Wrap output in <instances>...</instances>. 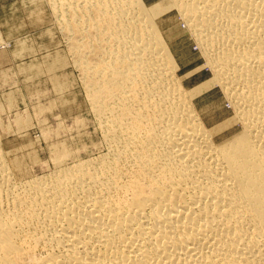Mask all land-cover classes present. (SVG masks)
Instances as JSON below:
<instances>
[{
    "label": "bare ground",
    "instance_id": "6f19581e",
    "mask_svg": "<svg viewBox=\"0 0 264 264\" xmlns=\"http://www.w3.org/2000/svg\"><path fill=\"white\" fill-rule=\"evenodd\" d=\"M168 2L200 41L240 128L220 141L199 135L141 0L61 1L60 29L74 40L67 46L106 150L79 158L51 143L53 167L21 177L0 137V264H264V0ZM43 70L56 71L52 57L21 72ZM16 123L17 139L32 144L28 120Z\"/></svg>",
    "mask_w": 264,
    "mask_h": 264
},
{
    "label": "snow or ice",
    "instance_id": "6c2138e0",
    "mask_svg": "<svg viewBox=\"0 0 264 264\" xmlns=\"http://www.w3.org/2000/svg\"><path fill=\"white\" fill-rule=\"evenodd\" d=\"M50 7L48 0H25L26 14L23 17L10 19L6 25L0 17V36L4 41L3 49L0 50V71H3L6 77H11L18 63L28 64L32 52L37 53V60L43 52H47L55 60L56 76L50 80L49 74L44 72L37 83L36 73L28 76L26 71L23 73L17 71L16 80L20 84V90L25 101L32 96L34 102V96L43 93L45 89L51 94L55 84V88L63 93L62 101L58 105L61 112L59 123L64 125L66 121L73 126L74 131L79 129L87 143L92 126L87 123V120L79 119L85 115V111L74 99L76 95L74 85L79 84L78 69L72 64V57L66 51L62 30L56 28L51 21ZM91 7H95V4L93 3ZM166 7H172V11H164ZM141 8L156 25V29L164 37L165 42L169 44L171 56L166 63H169L171 71L175 72L176 79L173 83L180 87L181 95L194 108L201 128L199 135L202 138L210 137L217 141L229 139L238 128L236 121L230 118L231 110H226L219 82L210 78L211 73L205 66L200 51L194 50L191 42L181 48L169 40L170 36L187 31L180 28L178 21L174 19L175 6L170 5L168 0H141ZM13 49L17 57H23L22 61L13 59ZM261 55L264 56V46L261 48ZM13 88L15 90V85ZM16 100L19 102V95ZM18 144V147L11 145L7 147L16 155L21 177L25 174H36L46 164H51L47 153H41L35 141L29 144L27 140H21Z\"/></svg>",
    "mask_w": 264,
    "mask_h": 264
},
{
    "label": "rangeland",
    "instance_id": "374dc122",
    "mask_svg": "<svg viewBox=\"0 0 264 264\" xmlns=\"http://www.w3.org/2000/svg\"><path fill=\"white\" fill-rule=\"evenodd\" d=\"M52 1H54V0H52ZM61 1L63 2V0H59L60 3L58 2V0H55V2H51L50 0H48L49 4L51 6L50 7L51 21H52V23L55 24L56 28H58V29H60V27L62 25L64 27L65 23H63V21L65 20V17H66V15L62 14V12H61L62 10H60L61 7H63L62 4H61ZM168 1H170V0H168ZM24 2H25V0H0V17L3 18V21H4L5 25L7 24V22L10 19H13V20L14 19H18V18L23 17L26 14V9L24 8ZM55 3H57V5ZM172 6H175V5H172ZM178 10H179L178 7L175 6V17H174V19H176L178 21L180 28L186 29L187 31H186V33L179 32L176 36H170L169 40H171L173 44H176L178 47H181V48L186 47L187 44L189 42H191L193 44V46H194V50L198 49L200 51V55H201V57L203 58V60L205 62V66L207 67L208 71L211 73V77L210 78H212L213 77V69H212V67L210 66L209 63L206 64L207 58H205L206 55H205V57L203 55L204 52H203V48L201 46V43H200V41H198V39L197 40L195 39L196 37L194 36L193 32H191L192 30H190L187 27V23H186L185 19L182 17L181 12H179ZM164 11H172V7H169L167 9H165ZM55 13H59L57 15V18L55 16ZM61 18H63L64 20L61 19ZM56 19H58V20H56ZM60 24H62V25H60ZM61 30H62V33H61L62 37L65 40L66 51H67L68 55L73 58L72 59V63H74V57L75 56H73V55L74 54L76 55V53H75L76 50L74 51L73 48H70L71 46L73 47V44H74L73 41L74 40L72 39V36L70 35V33L67 32V30H64V28L61 29ZM169 31H171V29H169ZM64 35H66V36L64 37ZM0 39H1L0 40V50H2L3 46H4V41H3L2 36H0ZM70 41L73 42V43L71 44ZM68 42L71 45V46L69 45V47L67 46L69 44ZM67 47L69 48V50H68ZM201 53H203V54H201ZM36 55H37V53L35 51L32 52V54H31V56L29 58V62L36 60ZM12 56H13V59H18V60H21V61L23 60L22 56L17 57L15 49H13ZM47 56H49V54L47 52H43L40 55V59L39 60H44ZM23 66H24L23 63H18L16 65V69L13 71V75L11 77H6L4 75V72L0 71V137H1V140L3 142L4 148H8L7 146H9L12 143H16V142H18L20 140L19 136H17L19 140L16 137V135H18V133H16V130H17L16 119H23V120L26 119V120H28V123H27L28 126L26 125L22 132L28 134V136H30L32 139H34L33 141L36 140L35 141V145L37 147H39L40 152L41 153H47L48 159L51 160V164L50 165L46 164L44 167L41 168V170L38 173L32 174V175H42L43 173H46V171L48 172L53 167L52 156H51L52 152H51V149L49 150V148H48V147H50L51 143H55V142L65 143L66 147L68 146L70 149H72V151H74L75 149H78L76 151H79V153H78V155L80 154L79 158H88L89 156L92 157V156H96V155H98L100 153L105 152L106 148H105V145H104V143L102 141V137H101L102 133L100 131L98 118L96 119L97 116L93 112L92 106L90 104L91 103L90 102V98H88L87 90L85 89L86 86L84 84V80H82L83 77H81L83 75H82L80 69L78 68V66L74 63V66H76L77 69L80 71V72L78 71V76H77L79 84H78V86L74 85L75 90H76V95H74V97H75L74 99L77 100V102L84 108V111H85V115L83 117H79V119L81 121H82V119H83V121H84V119H86L87 123L92 126L91 127V134L88 135V142L87 143L85 142L84 138L81 136L80 131H78V129L74 131L73 130V126L71 124H67L66 121H65L64 125H61L59 123V119L61 118V115H60L61 112H60V110L58 108V105L61 103V99H59L60 98L59 96L61 94L63 95V93H61L60 91H59L60 92L59 93L57 91V89L55 88L54 84H53V92L51 94L48 93L47 89H45L43 91V93L36 94V96H34V102H33V97L32 96H30L28 98V100L25 101V97H24L23 93L20 90V84L16 80V72L17 71L21 72ZM9 68H11V65H9ZM43 72H47L49 74V79L51 80V77H53V76L55 77L56 76L57 70L54 71L53 73H50V72H48L46 70H43ZM43 72H40L37 75V80H36L37 83H39L40 75H42ZM174 74H175V72H173V76H175ZM25 78L27 79V77H25ZM13 85H15V90L13 88ZM221 86L222 85H220V92H221V94H222V96L224 98L226 110H228V109L231 110V117H232L235 114V110L232 109V108H234V103H231V102H233L232 99L230 100V98L228 97L227 93H225L226 91H224L225 89L223 87L221 88ZM222 89H223L224 92L222 91ZM10 91H11V93H10ZM2 93H3V95H2ZM17 95H19V102L16 100ZM21 104H23V107H21ZM39 104H41V105H39ZM232 104H233V106H232ZM50 107L51 108L53 107V108L51 109ZM41 108H43V109H41ZM38 109H39V112H38ZM32 114H33V116H32ZM39 120H41L40 121L41 123L39 122ZM43 125H45L44 126L45 128L43 127ZM57 125H58V127H57ZM5 127H8L11 131L10 130L6 131ZM42 127H43V130L41 129ZM46 127H47V130H48V133L47 132L45 133V131H47ZM236 127L239 129L240 125L238 123H236ZM40 129L42 131H40ZM56 129H59V130L56 131ZM8 132H10L13 136H11V134L9 135ZM54 132H57V134H55ZM44 133L48 134L49 136H43ZM51 133H54V134L52 135ZM6 134H8V135L6 136ZM57 135H58V137H57ZM76 135H78V136H76ZM79 136H81V137H79ZM42 137H44V138H42ZM78 137H79V140H78ZM97 137L98 138L100 137L99 139H100L101 142L98 140ZM50 138H51L52 141L49 140ZM54 139H56V140H54ZM62 139H63V141H61ZM96 139H97V141H96ZM5 140L6 141L10 140L11 143H10V141L9 142L7 141L9 144L7 142L5 143ZM46 141L47 142L51 141V142L48 145V143ZM75 142H77V143H75ZM68 143H69V145H68ZM71 143H73L74 145L71 144ZM75 144H77V146ZM81 144H82V146H81ZM90 144H93V145H91L92 147L90 146ZM46 145H48V146L46 147ZM84 146H85V148H84L85 150L83 149V153H81L82 152V148ZM93 146H95V147H93ZM96 146H98L99 148L96 147ZM78 147H80V148H78ZM89 147H90V149H89ZM94 148H96V150ZM47 150H49L50 152L47 151ZM87 155H89V156H87Z\"/></svg>",
    "mask_w": 264,
    "mask_h": 264
}]
</instances>
